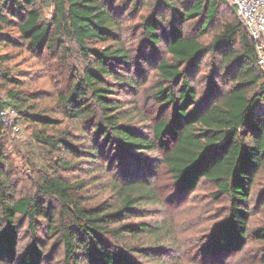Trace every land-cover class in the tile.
Listing matches in <instances>:
<instances>
[{
  "label": "trees",
  "instance_id": "1",
  "mask_svg": "<svg viewBox=\"0 0 264 264\" xmlns=\"http://www.w3.org/2000/svg\"><path fill=\"white\" fill-rule=\"evenodd\" d=\"M115 1L0 0V48L20 38L34 56L65 63L69 48L61 40L63 35L73 40L83 60L82 66L68 68L71 82L48 108L39 104L36 90L23 88L24 78L14 76L5 64L9 52L0 50V83L5 92L0 109L14 108L22 128L27 122L31 140L53 155L40 165L43 169L33 191L17 195L3 168L0 144V264H40L38 231L43 229L61 245L62 264H143L137 256L145 257L150 251L161 255L159 243L140 247L126 237L154 234L148 222L123 221L139 206L157 199L154 187L134 173L138 166L130 170L128 163L123 164L125 152L158 148L163 150L161 160L175 196L193 190L204 179L214 185L212 197L228 201L227 215L214 222L200 251L212 257L238 251L250 232L262 243L260 264H264V222L248 227L249 195L255 180L264 175V72L257 64L251 36L230 4L233 17L218 23L207 43L198 38L228 0H150L151 11L141 16L139 26L151 47L164 34L168 54L155 65L159 84L151 92L160 110L168 114L158 117L150 137L121 119L124 113L111 96L114 90L108 80L119 82L114 65L131 59L121 40L118 16L140 7L144 0ZM50 3L52 16L47 17L43 7ZM161 8L168 13V26L159 32ZM193 19L199 22L198 35L185 34L182 23ZM207 53H219L220 62L199 95L190 76ZM221 74L230 81L227 87L214 80ZM64 120L79 128V139L63 126ZM5 131L10 129L0 123V136ZM108 148L121 155L118 166H126L121 171L124 177L108 181L114 203H90L80 195L84 180L67 181L58 171L82 165V160L92 162ZM256 200L264 210V183ZM23 226L30 239L16 256L18 230ZM162 234L166 233H155L157 238ZM158 264L167 263L159 260Z\"/></svg>",
  "mask_w": 264,
  "mask_h": 264
},
{
  "label": "rangeland",
  "instance_id": "2",
  "mask_svg": "<svg viewBox=\"0 0 264 264\" xmlns=\"http://www.w3.org/2000/svg\"><path fill=\"white\" fill-rule=\"evenodd\" d=\"M115 2H118L116 0ZM150 0H144L140 7L133 6L127 11H123L118 16L121 24V40L127 47L131 59L128 63L119 66L114 65V76L119 82L114 83L112 78H108L113 88L111 95L116 104L120 107V112L124 113L121 119H125L142 133L151 137L152 125L160 115H163L157 102L152 98L151 92L159 84V78L155 69L158 60L168 58L166 52V41L161 36V41L154 47L147 45L145 35L142 32L139 22L141 16L150 12ZM229 4V5H228ZM220 6L218 18L206 32L198 38L207 43L217 31L218 23L233 17L234 12L230 3ZM132 3H129V7ZM43 12L47 17L52 16V5L43 7ZM162 20L158 19L159 32L161 27L168 26V13L165 9L160 10ZM183 32L190 35H198V19L186 20L182 23ZM61 40L69 48L65 56V63L57 61L55 58L33 55L26 49L23 40L16 39L15 44L2 46L1 51L9 52L10 60L5 63L16 77L24 78L23 88L36 90L39 94V104L41 106L53 105L56 95L64 92L68 88L70 66H82L83 60L76 51V44L67 36L61 35ZM97 47L102 43H95ZM46 58V59H43ZM220 62L219 53L205 54L198 65L194 68L190 81L199 95L204 93L207 80L212 77V70L217 69ZM222 73V71H219ZM226 75H217L214 80L222 87H227L230 83ZM1 80V79H0ZM127 80L131 82H126ZM4 88L0 83V98L4 97ZM264 109V105L261 106ZM160 110V111H159ZM166 112V111H165ZM164 114H168L167 112ZM27 122L23 123L20 133L12 134L11 131L4 132L0 136L2 145L3 168L9 175L15 187L16 194H23L33 191V183L41 172L42 163L48 162L53 155L47 152L44 147L33 142L29 135ZM63 126H68L73 134L79 139V128L71 121H63ZM88 128V127H87ZM77 142V141H76ZM75 142V143H76ZM79 154H84L81 151ZM121 153V152H120ZM162 149L140 150L125 152V161L137 175L144 178L157 194V199L145 203L137 208L134 215L126 217L125 222H148L154 234L139 233L135 237L126 236L134 244L140 247L156 245L162 248V254H152V251L145 257L137 256L143 264H158L159 260L166 261L167 264H260V248L262 243L247 235L243 247L232 253L221 257H212L200 251L201 244L206 240L207 235L215 221L222 219L228 213V201L226 198H214L211 193L215 191L214 185L201 179L196 187L181 196H175V189L170 173L161 160ZM133 157H136L133 159ZM129 159L134 161L128 162ZM121 155H113L108 148L104 154L98 155L94 161L82 160V165L77 164L71 169H62L58 173L67 181L84 180L85 189L80 195L90 203L106 202L114 203V194L108 188V181L112 177L122 176ZM87 164V165H86ZM124 177V176H122ZM119 179V178H118ZM264 183V175L255 180L248 200L249 217L248 227L259 225L264 222V210L260 207V201L256 200L260 187ZM51 203L54 205V201ZM24 226L19 228L16 256L20 255L25 244L29 241L28 231H24ZM163 232L160 238L155 233ZM41 240L43 256L40 264H62L63 249L55 238H51L44 232L38 231ZM44 247V248H43ZM4 264H16L5 262Z\"/></svg>",
  "mask_w": 264,
  "mask_h": 264
},
{
  "label": "built area",
  "instance_id": "3",
  "mask_svg": "<svg viewBox=\"0 0 264 264\" xmlns=\"http://www.w3.org/2000/svg\"><path fill=\"white\" fill-rule=\"evenodd\" d=\"M228 1L235 8L239 20L251 36L257 64L264 72V0ZM0 123L8 127L12 134H18L22 130L17 122V111L12 107L0 109Z\"/></svg>",
  "mask_w": 264,
  "mask_h": 264
}]
</instances>
